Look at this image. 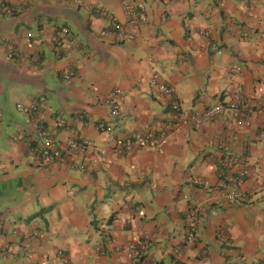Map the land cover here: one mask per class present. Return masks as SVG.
<instances>
[{
	"label": "crops",
	"instance_id": "1",
	"mask_svg": "<svg viewBox=\"0 0 264 264\" xmlns=\"http://www.w3.org/2000/svg\"><path fill=\"white\" fill-rule=\"evenodd\" d=\"M138 4L144 20L126 13ZM61 29L66 50L55 46ZM152 73L182 109L219 112L197 127L176 123ZM38 99L35 117L55 144L66 151L84 137L83 154L39 165L15 107ZM100 119L111 130H97ZM145 132L149 142L116 151L115 139ZM261 134L264 0H0V264H116L139 241L153 264H264ZM223 154L247 170L236 185L220 175ZM234 188L243 196L227 201Z\"/></svg>",
	"mask_w": 264,
	"mask_h": 264
},
{
	"label": "built area",
	"instance_id": "2",
	"mask_svg": "<svg viewBox=\"0 0 264 264\" xmlns=\"http://www.w3.org/2000/svg\"><path fill=\"white\" fill-rule=\"evenodd\" d=\"M1 6L5 12L10 13L11 9L4 3H1ZM126 13L134 14L137 18L144 20V9L141 5H136L132 10L130 6H127ZM246 8V7H245ZM135 18V17H134ZM136 18V19H137ZM114 30H118V23L114 22L111 24ZM65 33L64 29L56 31V37L54 38L56 48L60 49H69L73 43L71 40H59L62 34ZM106 33V32H105ZM30 33H26V37H30ZM64 79L69 81V76L64 75ZM149 86L161 96L169 99V108L173 113V120L185 126L197 127L200 122L210 120L213 118L220 110L219 106L209 107L205 109L200 115L186 111L181 108L179 102L174 98V88L172 85L163 82L157 73H152L149 80ZM105 105L108 108L109 114L114 117L118 114L119 111V102L116 98V92L111 90L108 92L105 97ZM16 109L25 115L24 122L31 127V130L34 132L33 135H30L28 143H30V150L32 154L36 157L37 162L40 166H46L47 164L53 162H62L66 157L73 154H83L90 146L91 141L81 136H75L72 141L69 142L68 148L66 151L62 150L58 145L55 144L53 138L51 137V132L49 129L44 127L39 119L35 117L38 112L37 101L31 100L26 103H17ZM63 126V122L60 119H56L53 122V127ZM95 128L100 131L107 132L111 130L112 124L105 122L100 119L95 122ZM28 135V136H29ZM150 133L145 132L143 134H133L131 136H126L123 139H115V149L117 152L122 153L124 151H129L132 149L133 145L139 143H147L150 141ZM261 138H264V134H261ZM161 140V137L157 138V141ZM220 175L226 181L232 185L238 184L246 175L247 170L243 165V162L229 154H223L220 157ZM69 167L74 166L73 162H69ZM79 170L83 169V165L77 166ZM200 183V182H198ZM224 198L227 201L234 200L238 197L243 196V194L238 191L236 188L228 190L223 194ZM197 210L190 208L184 216L185 221V235L184 242L186 245L193 244L196 234V222H197ZM2 228V219L0 216V229ZM141 242H129L123 249L124 260L117 262L116 264H153V258L149 255H143L140 252ZM56 254L62 257V251L57 250ZM64 262H67V259L63 257Z\"/></svg>",
	"mask_w": 264,
	"mask_h": 264
},
{
	"label": "trees",
	"instance_id": "3",
	"mask_svg": "<svg viewBox=\"0 0 264 264\" xmlns=\"http://www.w3.org/2000/svg\"><path fill=\"white\" fill-rule=\"evenodd\" d=\"M69 76V75H68ZM62 79H64V75L62 76ZM66 81V80H65ZM66 82H68V81H66ZM35 101H37V104L39 103V99L38 100H35ZM38 108H39V104H38Z\"/></svg>",
	"mask_w": 264,
	"mask_h": 264
}]
</instances>
